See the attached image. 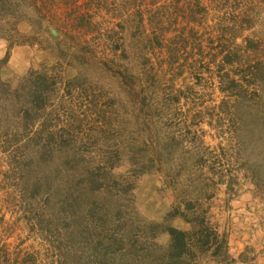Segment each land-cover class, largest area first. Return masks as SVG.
<instances>
[{
    "label": "rangeland",
    "instance_id": "374dc122",
    "mask_svg": "<svg viewBox=\"0 0 264 264\" xmlns=\"http://www.w3.org/2000/svg\"><path fill=\"white\" fill-rule=\"evenodd\" d=\"M38 1L39 9L30 0L0 5V91L15 94L6 109L0 100L9 264L27 255V264H264V0H222L203 24H186L207 51L220 27L255 20L220 33L230 45L233 35L234 45L252 38L263 62L237 77L257 84V100L228 106L204 61L191 74L198 52L188 42L177 47L182 76L168 72L166 51L137 53L151 29L136 10L175 0ZM74 7L115 44L76 32ZM33 71L57 77L33 80ZM171 230L187 235L173 239Z\"/></svg>",
    "mask_w": 264,
    "mask_h": 264
},
{
    "label": "trees",
    "instance_id": "16d2710c",
    "mask_svg": "<svg viewBox=\"0 0 264 264\" xmlns=\"http://www.w3.org/2000/svg\"><path fill=\"white\" fill-rule=\"evenodd\" d=\"M3 0H0V2ZM33 1L32 5L35 9H39L37 6H40L38 4V0H30ZM76 2V0H68L70 4L73 2ZM125 1V0H123ZM129 1V0H128ZM126 1L125 3H128ZM137 1L133 0L132 3L135 4L137 7ZM157 0H152L154 4H156ZM222 0H175L173 3L170 4L165 10L163 8L153 10L147 9V10H136L139 17V22L142 20L145 24H148V26L151 29L150 35H144L142 36V40L145 41V44H142V48L139 49L137 53L141 54L143 51L151 52L152 54L155 53V49H159L162 52L166 51L168 53V58L164 61V63L169 64L168 72L176 73L178 76L183 75L182 67L183 64L176 67L175 61L179 60L180 57L178 56L179 50H177V47L181 49L182 43L185 41L188 42L192 50H195L198 52V59H196V63H191L190 72L192 74V71L194 66L197 64L200 65V61H204L209 66V73L213 76L214 81L218 83V89L220 93L224 96V99L222 102L226 103L228 106L229 103H231L232 99H234L235 102L241 101L243 104V100L246 101L247 104H253L256 98H253L251 96L255 95L257 92V84H253L252 87L250 83L242 82L237 77H242L244 72L245 66L250 65H256L260 66L262 65L261 58H259L261 51L259 53L258 49L259 46H250L251 44H254V40L250 37H246L244 39L243 44L245 45H234L235 39L233 40V37L238 38L237 36L233 35L231 36L232 45L229 43V39H225L224 36H222L220 33L223 31L228 30V26L226 28L220 27V29L217 31L216 40L218 41V44L214 46L213 48H210V50L204 51L202 48V40H200V37L197 35V32L193 29V27L186 28V24H200L203 22V18L207 17V14L211 9L215 10L216 7L221 3ZM228 0H224L225 3H227ZM10 2V1H9ZM3 2L0 3V5ZM107 3L106 0H97L96 6L99 7L101 4ZM43 4V3H42ZM133 4V5H134ZM154 4H152L154 6ZM47 11L53 13L54 7L52 8H45ZM2 10H0V13ZM147 13L148 17L145 19L143 15ZM11 12H8L7 15H11ZM72 11L68 13V21L71 20L72 27L76 32H91L92 34V41L95 39V43L103 40V38L106 36L109 38V40L114 42L113 39V32L111 30L105 31V32H99L97 28H95V24L92 23V15L90 12H80L78 11V8L73 9V15ZM56 18H61L62 21H65L66 18L62 14L54 15ZM255 20L251 18H243L239 19L235 18L234 25H232L231 30H234L235 27L240 26L242 30L250 29L252 25H254ZM203 24V23H202ZM121 27V25H120ZM50 32L55 28L50 27ZM145 32V31H144ZM169 32H173L172 36L170 38H167L166 33L169 34ZM104 36V37H103ZM33 40L36 41L38 38L35 36H32ZM211 37V36H210ZM221 40H224L229 43V45L226 44V42H222ZM97 41V42H96ZM201 41V42H200ZM81 43V42H78ZM249 43V45H248ZM82 44V43H81ZM115 44V42H114ZM186 44V43H185ZM187 45V44H186ZM141 46V45H140ZM117 47V46H116ZM113 51H115V47L113 46ZM91 56H95L96 53L93 50V47L88 49ZM211 51V52H209ZM203 64V63H202ZM2 65V61H0V68ZM126 71H130L129 68L125 69ZM132 71H134V76H131L135 83L140 81L141 77V69L140 68H134ZM55 76H48L46 73H40L39 71H33L29 74V78H32L33 80H38L40 78H49L50 81H52V78H56ZM130 77V78H131ZM246 77V76H245ZM2 83V79L0 77V84ZM142 82H139V86H141ZM5 84V83H4ZM142 88V86L140 87ZM251 88H254L253 90ZM237 94H236V92ZM30 94V93H29ZM246 94V96H245ZM15 94L11 89L0 91V100L4 101L6 105L2 106L3 109L8 108L12 104H10L9 100L6 99V96H14ZM244 95V96H242ZM249 99H247V98ZM227 100V101H225ZM142 104H145L143 101L140 102L139 108H141ZM151 150L154 152V150L151 148ZM178 209V208H177ZM181 213L180 215L189 223H192V219H197L196 214H193V218H188V216L183 212H177ZM204 224H210L209 217L206 215L203 216ZM187 234L183 232H179L176 230H171V236L173 239H176V237L181 236L185 237ZM12 253L9 251L7 246H4L0 242V264H9V261H11ZM30 261L28 258V255L26 258L23 259V262L27 264V262ZM20 264V263H19Z\"/></svg>",
    "mask_w": 264,
    "mask_h": 264
}]
</instances>
